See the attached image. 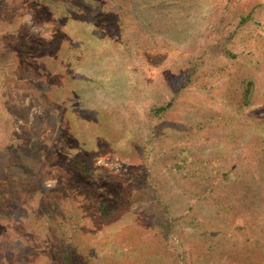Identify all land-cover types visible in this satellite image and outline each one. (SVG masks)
I'll return each mask as SVG.
<instances>
[{
	"label": "rangeland",
	"instance_id": "obj_1",
	"mask_svg": "<svg viewBox=\"0 0 264 264\" xmlns=\"http://www.w3.org/2000/svg\"><path fill=\"white\" fill-rule=\"evenodd\" d=\"M0 264H264V0H0Z\"/></svg>",
	"mask_w": 264,
	"mask_h": 264
},
{
	"label": "crops",
	"instance_id": "obj_2",
	"mask_svg": "<svg viewBox=\"0 0 264 264\" xmlns=\"http://www.w3.org/2000/svg\"><path fill=\"white\" fill-rule=\"evenodd\" d=\"M84 22L87 23V22L84 21V20L81 21V22H80V21H77L78 25H76V26H78L80 29H82L83 26H82L81 24H84ZM79 23H80V24H79ZM92 23H93V22H88V24H92ZM85 25H87V24H85ZM93 27H94V26H93ZM85 29H86V28H85ZM82 30H84V28H83ZM91 33H92V32H91ZM91 33H90V36L92 35ZM124 36H125V35H124ZM124 39H125V43H127V42H126L127 39H126V38H124ZM78 41H79V40H78ZM72 43H78V42H72ZM94 44H95V45H100V47H101V49H102L103 52L113 51V50L116 49L117 47H120V48H123V49H126V48H129V47H130V44L127 43L128 46H126V47H123V45H121V46H116V47H112L110 44H108V45L106 46V48H105V47L101 46V43L98 42V40H97V42L94 43ZM68 54H70V53H68ZM70 56H71V55H70ZM139 59H141V60L143 61L142 56H140V55L138 56V55H137L136 60L139 61ZM142 61H141V62H142ZM139 62H140V61H139ZM141 62H140V63H141ZM107 72H109V71H107ZM99 79H101V81L104 80V75L99 76Z\"/></svg>",
	"mask_w": 264,
	"mask_h": 264
},
{
	"label": "trees",
	"instance_id": "obj_3",
	"mask_svg": "<svg viewBox=\"0 0 264 264\" xmlns=\"http://www.w3.org/2000/svg\"><path fill=\"white\" fill-rule=\"evenodd\" d=\"M91 19H93V18H91ZM89 20H90V19H89ZM161 108H163V107L158 108V110H159V109L161 110Z\"/></svg>",
	"mask_w": 264,
	"mask_h": 264
}]
</instances>
